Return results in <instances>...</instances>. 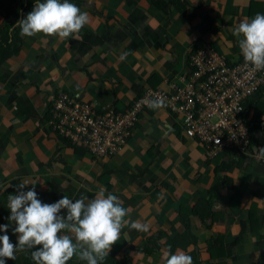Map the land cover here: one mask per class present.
Here are the masks:
<instances>
[{
    "label": "crops",
    "instance_id": "crops-1",
    "mask_svg": "<svg viewBox=\"0 0 264 264\" xmlns=\"http://www.w3.org/2000/svg\"><path fill=\"white\" fill-rule=\"evenodd\" d=\"M35 2L0 0V225L14 229L7 203L21 183L48 204L104 188L126 219L150 225L125 226L105 260L166 264L179 250L193 264H264V163L229 150L209 159L181 116L149 107L120 151L96 157L54 133L48 112L64 91L99 111L125 110L148 88L174 93L190 53L207 45L238 62L233 31L264 14V0H69L90 18L78 37H21L15 26ZM245 117L253 151L263 152L264 86ZM30 259L18 252L12 264Z\"/></svg>",
    "mask_w": 264,
    "mask_h": 264
},
{
    "label": "clouds",
    "instance_id": "clouds-1",
    "mask_svg": "<svg viewBox=\"0 0 264 264\" xmlns=\"http://www.w3.org/2000/svg\"><path fill=\"white\" fill-rule=\"evenodd\" d=\"M89 22V14L69 0H37L33 10L15 27H19L21 37L42 34L66 39L78 37ZM233 35L238 37L244 61L256 71H264V14L239 21ZM147 106L160 110L167 105L157 97ZM26 187L21 183L17 193L8 197V219L15 223L17 243L13 244L7 234L9 225H0V232L5 233L0 235V264L15 260L18 252L27 250H32L35 264H68L74 256L87 264H103L125 226L142 232L150 229L148 223L126 219L128 210L115 194H105L104 188L91 200L84 195L75 200L64 196L48 204L38 199L34 188L24 191ZM166 264H193V259L178 250L167 255Z\"/></svg>",
    "mask_w": 264,
    "mask_h": 264
},
{
    "label": "built area",
    "instance_id": "built-area-1",
    "mask_svg": "<svg viewBox=\"0 0 264 264\" xmlns=\"http://www.w3.org/2000/svg\"><path fill=\"white\" fill-rule=\"evenodd\" d=\"M189 64L191 72L173 85L174 93L148 88L125 110L99 111L93 102L61 92L49 106V126L94 156L110 157L127 144L148 102L159 97L165 109L182 117L185 133L203 144L207 158L229 150L264 163V151L252 149L245 117L247 100L264 86V71H256L243 57L230 63L213 45L192 51Z\"/></svg>",
    "mask_w": 264,
    "mask_h": 264
},
{
    "label": "trees",
    "instance_id": "trees-1",
    "mask_svg": "<svg viewBox=\"0 0 264 264\" xmlns=\"http://www.w3.org/2000/svg\"><path fill=\"white\" fill-rule=\"evenodd\" d=\"M29 13H30V12H29ZM1 47H2V46H1ZM13 50H15V49H13ZM12 52H13V51H12ZM10 54H11V52H8V53H5L4 55L7 56V55H10ZM4 234H5V233L0 234V235H4ZM7 234L9 235L11 242H12L13 244H16V234L13 233V230H12L11 228L8 229ZM28 251H29V253H30V257H31V251H32V250H28ZM116 262H117V261L114 260L113 257H110V258L104 260L103 264H117ZM6 264H12V260H8V261L6 262ZM24 264H35V262H34V261L32 260V258H31L30 260H28V261L25 262ZM68 264H74V263H73V259L69 260V261H68ZM78 264H87V262H86V261H81V260H80V263H78Z\"/></svg>",
    "mask_w": 264,
    "mask_h": 264
}]
</instances>
